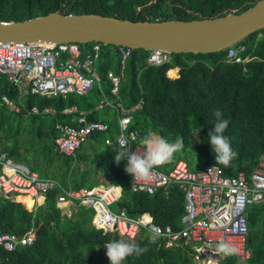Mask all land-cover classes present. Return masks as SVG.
<instances>
[{
    "label": "trees",
    "instance_id": "16d2710c",
    "mask_svg": "<svg viewBox=\"0 0 264 264\" xmlns=\"http://www.w3.org/2000/svg\"><path fill=\"white\" fill-rule=\"evenodd\" d=\"M257 1L0 0V20L22 21L59 11L65 15L98 14L135 22L190 21L239 14ZM91 45L80 44V47L85 52ZM238 46L245 48L239 53L248 58L245 63L228 62L227 50H222L207 54H170L168 63L153 66L147 63L150 51L137 49L131 51L122 68L116 47L101 45L96 66L100 87L94 85L83 96L29 95L20 100L24 108L18 113L1 105L2 96L16 102L17 92L6 77L0 75V154L6 153L7 158L16 163H30V170L41 179L55 180L62 188L119 186L120 198L110 207L125 211L131 218L146 216L155 225L178 229L184 210L183 191L171 185L166 194L161 191L153 195L134 193L130 189V175L124 171L126 162L115 164L113 156L120 148L108 146L104 141L117 134L116 109L113 119L101 121L108 125V131L91 134L87 139L89 144L84 146L83 143L74 157H64L55 150V139L59 136L56 126L75 124L72 120L77 114L62 113L73 106L91 110L88 120L100 121L95 108L101 96L112 98L107 78L111 72L122 77L119 96L123 107L130 109L141 103L132 113L129 127L138 133L137 143L149 134L169 142H183L172 161L157 167L159 170L167 173L177 162L183 161L194 172L215 165L223 176L244 173L248 177L264 155V29L246 36L236 44ZM174 68H178L177 76V72L171 70ZM32 107L38 109L37 114L27 113ZM46 108L54 113L42 114ZM217 110L222 113L221 119L229 121L224 135L236 153L227 167L216 164L208 140V133L216 123ZM22 135L25 138L20 140ZM60 192L59 188L49 190L36 206L28 197L20 198L23 204L0 198V234L20 237L29 230L36 234L34 243L29 246L16 247L12 252L0 247V264H110L104 244L121 239L104 233L96 222L94 210L79 202L75 203L74 215L62 214L56 206ZM246 213L250 257L245 263H239L236 257L230 256L223 264H264V202L250 206ZM136 245L147 247L148 251L140 256H129L122 264L193 263L192 250L180 243L165 248L162 239L150 243L149 238L141 234Z\"/></svg>",
    "mask_w": 264,
    "mask_h": 264
},
{
    "label": "built area",
    "instance_id": "2783aa9c",
    "mask_svg": "<svg viewBox=\"0 0 264 264\" xmlns=\"http://www.w3.org/2000/svg\"><path fill=\"white\" fill-rule=\"evenodd\" d=\"M92 44L83 52L78 43L42 44L25 42H0V75L17 92V101L6 96L1 97V105L9 111L18 113L24 108L21 99L29 95L40 97H67L68 95L83 96L90 92L94 85L100 87V76L96 70L101 53V44ZM227 50L228 62L245 63L248 58L239 53L244 46L236 44ZM116 51L120 64L124 67L132 49L118 46ZM170 61V54L163 51H150L147 63L160 66ZM111 99L104 100L96 106V110L112 107L118 111V131L113 139L106 138L105 144L116 145L120 149L131 148V151L142 153L143 141L137 143L138 133L130 130L132 113L141 107V103L125 109L119 96L121 76L109 72ZM104 96V95H103ZM27 113L37 114L38 109L32 107ZM54 113L51 108L42 114ZM63 114H77L72 120L75 124L56 126L59 136L55 139V150L64 157H74L75 152L93 133H105L108 125L100 121L88 120L91 110H78L76 107L65 108ZM127 139V145L119 143V137ZM146 182L132 181L130 189L134 193L153 195L156 192L166 194L167 188L177 185L184 193V210L178 223V229L170 225H155L146 216L131 218L125 211L114 213L110 206L120 198V192L113 185H98L92 188H62L51 179H41L27 166L7 158L6 153L0 154V198L12 202H21L19 196L28 197L33 205L41 203L45 194L59 188L56 206L75 205L79 202L86 208H92L95 219L104 233L111 234L121 240L137 243L141 234L148 238L149 228L153 225L161 232L157 239L165 242V248L180 243L192 250V264H223L225 259L234 256L239 263H245L250 257L247 249L248 222L247 209L264 202V155L260 157L257 167L247 177L244 173L237 176H223L219 167L211 165L204 170L194 172L188 169L183 161H179L172 170L165 173L158 168ZM119 217V220H112ZM144 221L143 223L140 221ZM147 224V227L145 226ZM36 234L29 230L17 237L0 234V247L12 252L16 247L29 246L34 243ZM110 241H107L108 243ZM227 243L237 249L232 255H223L217 251V245ZM105 243V244H106ZM104 244V245H105Z\"/></svg>",
    "mask_w": 264,
    "mask_h": 264
},
{
    "label": "water",
    "instance_id": "95a60500",
    "mask_svg": "<svg viewBox=\"0 0 264 264\" xmlns=\"http://www.w3.org/2000/svg\"><path fill=\"white\" fill-rule=\"evenodd\" d=\"M264 29V0L239 14L190 21H131L59 11L22 21L0 20V42L99 43L169 54L214 53Z\"/></svg>",
    "mask_w": 264,
    "mask_h": 264
},
{
    "label": "clouds",
    "instance_id": "9594fccd",
    "mask_svg": "<svg viewBox=\"0 0 264 264\" xmlns=\"http://www.w3.org/2000/svg\"><path fill=\"white\" fill-rule=\"evenodd\" d=\"M216 123L212 130L208 133V140L211 147V152L214 155L216 164L227 167L230 161L236 156L232 150L229 138L224 135L229 126L227 119H221L222 113L217 110L214 113ZM121 145H127V139L123 135L119 137ZM144 150L142 153L131 151V148L118 149L113 156L116 165L121 162H126L124 171L132 177V181L146 182L151 179L153 169L169 163L174 158L175 153L180 151L183 147L182 140L176 142H169L163 137L149 134L145 137ZM119 187V186H118ZM112 220H119V217H112ZM140 222H144L143 220ZM147 227V224L145 225ZM151 233L149 242L154 243L161 230L153 225L149 228ZM217 251L223 255H232L237 252V249L227 243L221 242L217 246ZM106 249V256L110 264H122V262L129 256H140L148 251L147 247H140L135 243L120 241H110L104 245Z\"/></svg>",
    "mask_w": 264,
    "mask_h": 264
},
{
    "label": "rangeland",
    "instance_id": "374dc122",
    "mask_svg": "<svg viewBox=\"0 0 264 264\" xmlns=\"http://www.w3.org/2000/svg\"><path fill=\"white\" fill-rule=\"evenodd\" d=\"M97 64H99V60L97 61ZM97 66V65H96ZM92 97V96H91ZM91 97H89V99H91ZM94 98H93V100H95V96H93ZM104 97L105 96H101V99L99 100V103L98 104H100V102L101 101H103L104 100ZM106 99L107 100H110V97H106ZM98 104L96 105V106H98ZM73 107H75V106H73ZM69 108H71V107H69ZM77 108V107H76ZM78 109V108H77ZM79 110V109H78ZM99 111H97V115H98V118H99V120L100 121H108V120H111V119H113L114 118V114H115V109L114 108H112V107H103L102 109H98ZM65 115V114H64ZM70 115V114H69ZM76 117V116H75ZM74 117V118H75ZM73 118V119H74ZM25 138V135H22V136H20V140H23ZM89 144V141L88 140H86V142L83 144L84 146H87ZM93 146L94 147H97L98 149H99V147H98V145L97 144H95V143H93ZM97 149V150H98ZM86 152V151H85ZM87 155H90V153H88ZM87 162H89V159H88V161ZM21 164H24L25 166H27L29 169H31L32 170V165L30 164V163H26L25 161H22V163ZM86 164H88V163H86ZM81 166V168L83 169V165H85L83 162L80 164ZM92 174L91 173H89V178H92ZM72 178H73V176H71ZM118 188V190H119V192H120V195H121V188L120 187H117ZM20 198H25V197H21V196H19ZM28 201H31L32 202V200L30 199V200H28ZM18 203H22L23 204V202L21 201V202H18ZM33 203V202H32ZM42 203V202H41ZM70 208V211H68L67 209H66V206H61V208H62V211L64 212L63 214L64 215H66L67 217H69V216H71V215H74V213H75V211L77 210V207L74 205H70V206H67V208ZM110 209H111V211H113L114 213H117L118 211H116L114 208H112V207H110Z\"/></svg>",
    "mask_w": 264,
    "mask_h": 264
},
{
    "label": "crops",
    "instance_id": "0c3cea01",
    "mask_svg": "<svg viewBox=\"0 0 264 264\" xmlns=\"http://www.w3.org/2000/svg\"><path fill=\"white\" fill-rule=\"evenodd\" d=\"M171 70H175L177 73H176V76L178 75V68H174V69H171ZM96 110V109H95ZM97 111H99V110H97ZM101 122V121H100ZM36 173V172H35ZM40 177V176H39ZM52 180V179H51ZM66 209L68 210V211H70V208L68 207H66ZM64 212L62 211V214H63ZM182 216V215H181ZM180 222V219H179V221H178V223Z\"/></svg>",
    "mask_w": 264,
    "mask_h": 264
},
{
    "label": "bare ground",
    "instance_id": "6f19581e",
    "mask_svg": "<svg viewBox=\"0 0 264 264\" xmlns=\"http://www.w3.org/2000/svg\"><path fill=\"white\" fill-rule=\"evenodd\" d=\"M19 200H20V198H19Z\"/></svg>",
    "mask_w": 264,
    "mask_h": 264
}]
</instances>
